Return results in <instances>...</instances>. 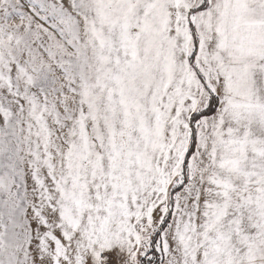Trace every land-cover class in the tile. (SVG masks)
Segmentation results:
<instances>
[{"label": "snow or ice", "instance_id": "1", "mask_svg": "<svg viewBox=\"0 0 264 264\" xmlns=\"http://www.w3.org/2000/svg\"><path fill=\"white\" fill-rule=\"evenodd\" d=\"M0 264H264V0H0Z\"/></svg>", "mask_w": 264, "mask_h": 264}]
</instances>
